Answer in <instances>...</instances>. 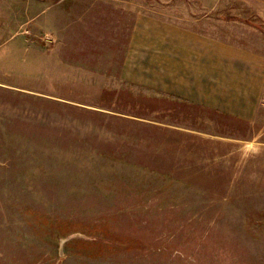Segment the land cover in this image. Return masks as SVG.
Masks as SVG:
<instances>
[{
	"label": "rangeland",
	"instance_id": "obj_1",
	"mask_svg": "<svg viewBox=\"0 0 264 264\" xmlns=\"http://www.w3.org/2000/svg\"><path fill=\"white\" fill-rule=\"evenodd\" d=\"M157 3L0 0V264H264V128L190 160L193 127L114 78ZM179 3L264 39V0Z\"/></svg>",
	"mask_w": 264,
	"mask_h": 264
},
{
	"label": "crops",
	"instance_id": "obj_2",
	"mask_svg": "<svg viewBox=\"0 0 264 264\" xmlns=\"http://www.w3.org/2000/svg\"><path fill=\"white\" fill-rule=\"evenodd\" d=\"M179 2L158 0L157 6L135 9L113 75L130 90L128 96L137 91L150 106L156 105L158 127H193L188 153L193 160L198 159L199 142L244 143L253 135L246 138L243 129L264 128V39L252 27L238 35L215 36L213 8L192 10ZM72 9L68 4L64 12ZM245 31L254 36L246 38ZM166 113H181V120Z\"/></svg>",
	"mask_w": 264,
	"mask_h": 264
}]
</instances>
